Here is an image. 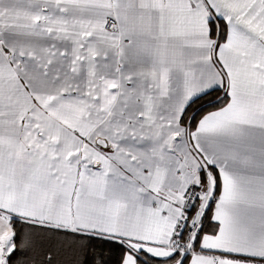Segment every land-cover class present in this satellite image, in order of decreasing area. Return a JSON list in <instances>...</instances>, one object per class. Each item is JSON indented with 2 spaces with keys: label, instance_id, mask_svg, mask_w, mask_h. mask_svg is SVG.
<instances>
[{
  "label": "snow or ice",
  "instance_id": "snow-or-ice-1",
  "mask_svg": "<svg viewBox=\"0 0 264 264\" xmlns=\"http://www.w3.org/2000/svg\"><path fill=\"white\" fill-rule=\"evenodd\" d=\"M0 264H264V0H0Z\"/></svg>",
  "mask_w": 264,
  "mask_h": 264
}]
</instances>
